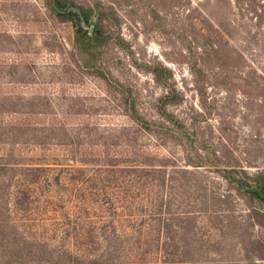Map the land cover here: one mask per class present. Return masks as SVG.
I'll return each mask as SVG.
<instances>
[{
  "label": "rangeland",
  "instance_id": "1",
  "mask_svg": "<svg viewBox=\"0 0 264 264\" xmlns=\"http://www.w3.org/2000/svg\"><path fill=\"white\" fill-rule=\"evenodd\" d=\"M66 1L88 9L101 28L92 58L71 47L78 22H60L47 0H0V126L63 122L67 128L96 125L112 134L131 125L113 87L97 75L100 70L124 85L146 117L158 116L155 104L173 89L176 100L165 112L192 133L193 143L207 142L224 164L239 165L249 183L256 176L264 181V0ZM78 56L91 58L98 69L79 68ZM21 62L25 66L12 74L10 66ZM32 98L45 114L24 112ZM138 142L163 158L166 178L171 169L194 170L177 139L156 141L139 132ZM15 153L28 163L65 150L18 144ZM197 169L195 176H182L183 183L191 177L185 188L176 179L171 188L172 208L179 201L214 204L210 213L191 209L196 216L191 235L205 241L195 256L204 255L208 264H264V225L250 217L252 208L264 212V205L218 172ZM168 188L166 181L165 198ZM3 257L0 252V264ZM162 257L149 252L146 264H167Z\"/></svg>",
  "mask_w": 264,
  "mask_h": 264
},
{
  "label": "trees",
  "instance_id": "2",
  "mask_svg": "<svg viewBox=\"0 0 264 264\" xmlns=\"http://www.w3.org/2000/svg\"><path fill=\"white\" fill-rule=\"evenodd\" d=\"M47 4L60 22H78L71 47L92 58V42H100L102 32L94 17H89L90 11L66 0H47ZM81 20L87 28L93 26L91 33L81 26ZM91 58L78 56L75 63L96 71L98 66ZM22 65L12 64L11 73L20 71ZM157 71L154 76L160 81ZM97 73L113 87L118 106L131 125L110 128L112 134L96 125L67 128L63 122L44 125L23 120L0 126V142L6 148L0 154V252L4 264H146L149 252H162L167 264H208L204 255L195 256L204 251L205 241L198 238L195 242L191 235L196 230L191 209L210 213L214 204L195 201L196 206H182L179 201L172 208V180L185 188L191 177H185L183 183L182 176L199 174V167L211 169L263 205V198L242 187L257 186L264 192V181L256 176L249 183L239 165L224 164L207 142L193 143L192 133L165 112V105L176 100L173 89L155 104L158 116L146 117L121 82L100 70ZM31 100L24 112L30 116L46 112L36 110L35 98ZM139 132L152 134L156 141L177 139L185 163L194 170L171 169L166 178L163 158L138 142ZM18 144L54 145L65 153L43 155L37 162L27 163L15 153ZM250 217L264 225V212L252 208ZM260 251L264 252L263 243Z\"/></svg>",
  "mask_w": 264,
  "mask_h": 264
},
{
  "label": "water",
  "instance_id": "3",
  "mask_svg": "<svg viewBox=\"0 0 264 264\" xmlns=\"http://www.w3.org/2000/svg\"><path fill=\"white\" fill-rule=\"evenodd\" d=\"M75 11L79 12L78 10H75ZM92 20L94 21L95 18H93ZM81 26L83 28H87L83 20H81ZM92 30H93V26L91 25L90 27H88V32L91 33ZM242 191L249 192V193H256L257 195H259L261 198L264 199V192H262L260 188H258L257 186H243Z\"/></svg>",
  "mask_w": 264,
  "mask_h": 264
}]
</instances>
